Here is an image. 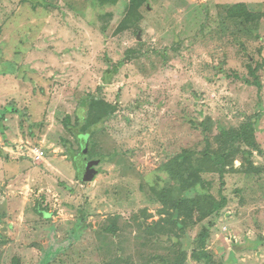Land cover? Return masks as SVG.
<instances>
[{
  "label": "rangeland",
  "instance_id": "374dc122",
  "mask_svg": "<svg viewBox=\"0 0 264 264\" xmlns=\"http://www.w3.org/2000/svg\"><path fill=\"white\" fill-rule=\"evenodd\" d=\"M241 2L264 15V0H149L140 16L127 0H0V264H205L194 258L204 225L213 264H264V16L230 18ZM88 94L116 110L91 134L99 173L85 182V148L65 119L84 117ZM250 118L263 154L256 169L231 158L222 186L206 156ZM24 145L45 158L15 153ZM185 150L229 203L176 236L155 192L192 196L167 168Z\"/></svg>",
  "mask_w": 264,
  "mask_h": 264
},
{
  "label": "trees",
  "instance_id": "16d2710c",
  "mask_svg": "<svg viewBox=\"0 0 264 264\" xmlns=\"http://www.w3.org/2000/svg\"><path fill=\"white\" fill-rule=\"evenodd\" d=\"M120 0H99L102 5L114 4ZM129 15L140 16V10L149 0H127ZM227 13L230 18L242 19L247 23H256L264 16L262 13L252 12L249 10L246 3L241 2L234 4L227 8ZM120 62V64H122ZM119 64H115L110 67L103 76L104 85L112 84L113 78L119 72ZM263 65H250V73L256 77L254 84L261 87V83L258 78V71ZM103 85L99 87V92H102ZM81 105L79 106L84 111V117L77 116L76 122H72L71 116L65 119L66 129L77 136V140H82V147L85 149L79 151L82 155L90 156L91 146V134L96 126L105 124L109 121L115 113V106L106 102L102 97L95 94H88L86 97L81 99ZM80 126L79 133H75V127ZM257 122L252 118L248 119L239 129L226 130L223 129L218 137L221 142V147L218 150V154L213 158L206 156L207 163L204 164L205 168L213 169L217 171L222 180V186L225 185V172L227 171V164L231 161L230 159L241 153L244 161L248 162L252 160L255 151L258 154H263L258 140L256 138ZM65 143H69L68 139L64 140ZM244 145L247 147L245 148ZM86 151V153H85ZM79 153V154H80ZM0 155L3 152L0 149ZM84 156V155H83ZM193 153L189 150H185L183 153L175 157L168 165L167 168L175 178V180L181 181V192L190 190L192 196L175 198L173 196V190L164 189L160 192H155V198L163 202L166 207H169L173 213L171 214L172 219L170 225L173 226L172 231H180L174 234L170 232V235L180 236L181 234H187L190 229L196 228L199 224H202L205 219L212 216L213 214L219 213L229 203V199L221 191L219 196L214 195L209 191L212 185L207 179L204 178L203 174L193 165L190 161ZM85 157V156H84ZM89 160V159H88ZM228 162V163H227ZM250 166L256 169L254 163L250 161ZM37 211L43 214V209L39 206ZM210 229L208 226H202L200 232L196 237V242L199 251L194 254L197 262L205 260V264H213L214 258L208 252V240L210 237ZM171 238V237H170ZM55 256H51L47 264L54 262ZM20 258L17 256L14 258V264H20Z\"/></svg>",
  "mask_w": 264,
  "mask_h": 264
},
{
  "label": "water",
  "instance_id": "95a60500",
  "mask_svg": "<svg viewBox=\"0 0 264 264\" xmlns=\"http://www.w3.org/2000/svg\"><path fill=\"white\" fill-rule=\"evenodd\" d=\"M86 153V151H85ZM96 163L88 160L87 156H85L82 160V165L80 166V178L89 182L95 179L96 175L99 173L98 169H96Z\"/></svg>",
  "mask_w": 264,
  "mask_h": 264
},
{
  "label": "built area",
  "instance_id": "2783aa9c",
  "mask_svg": "<svg viewBox=\"0 0 264 264\" xmlns=\"http://www.w3.org/2000/svg\"><path fill=\"white\" fill-rule=\"evenodd\" d=\"M15 153L25 157L27 156L33 159L34 161L43 160L46 156V152L41 147L29 146V145L17 147Z\"/></svg>",
  "mask_w": 264,
  "mask_h": 264
}]
</instances>
